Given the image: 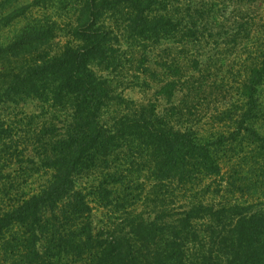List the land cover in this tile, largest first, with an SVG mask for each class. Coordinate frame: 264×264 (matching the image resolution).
Wrapping results in <instances>:
<instances>
[{"label": "trees", "instance_id": "1", "mask_svg": "<svg viewBox=\"0 0 264 264\" xmlns=\"http://www.w3.org/2000/svg\"><path fill=\"white\" fill-rule=\"evenodd\" d=\"M59 1L0 0V264H264V0Z\"/></svg>", "mask_w": 264, "mask_h": 264}, {"label": "rangeland", "instance_id": "2", "mask_svg": "<svg viewBox=\"0 0 264 264\" xmlns=\"http://www.w3.org/2000/svg\"><path fill=\"white\" fill-rule=\"evenodd\" d=\"M36 4V2H38ZM73 1V0H72ZM75 1V0H74ZM41 4V5H39ZM63 2L59 0H14V5L21 7L28 5L29 11L27 17L34 16L36 18H50L56 22V32L57 37L50 45L49 50L52 52H59L63 47L69 42H76L75 38L70 34L71 28L75 25V12L74 4L65 7ZM125 12V11H124ZM109 13H105L102 22L110 23L112 19ZM25 23L23 18H17L10 23L0 24V34L3 39H10L19 27ZM155 60V59H154ZM150 67L156 70V65L150 64ZM106 73V72H105ZM115 78V77H114ZM112 78V79H114ZM120 77L113 80L112 85L115 92L122 93L127 99H134L138 103H148L156 102V83L154 81H149L150 87H145L142 85L138 86H126ZM161 108L165 105L164 101L159 103ZM40 102L30 101L25 106L27 111L36 112L39 110ZM107 209L96 206L93 211L94 225L99 227L102 226V222L105 220Z\"/></svg>", "mask_w": 264, "mask_h": 264}]
</instances>
